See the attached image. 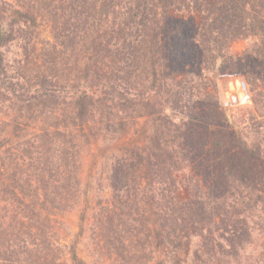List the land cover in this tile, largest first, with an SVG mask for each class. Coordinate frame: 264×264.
<instances>
[{
  "label": "trees",
  "instance_id": "trees-1",
  "mask_svg": "<svg viewBox=\"0 0 264 264\" xmlns=\"http://www.w3.org/2000/svg\"><path fill=\"white\" fill-rule=\"evenodd\" d=\"M219 75L253 109H223ZM141 120L92 213L93 264H264V0H0V264H88L56 220L85 152Z\"/></svg>",
  "mask_w": 264,
  "mask_h": 264
},
{
  "label": "rangeland",
  "instance_id": "rangeland-1",
  "mask_svg": "<svg viewBox=\"0 0 264 264\" xmlns=\"http://www.w3.org/2000/svg\"><path fill=\"white\" fill-rule=\"evenodd\" d=\"M42 33L45 37H50V28L43 24ZM246 45V41H239L234 44L233 50L241 53ZM18 53V47L12 45L8 51L12 58ZM219 85L220 104L229 114H239L246 109H253V101L246 84V90L243 88L245 82L242 76L219 75L217 77ZM246 83V82H245ZM249 95L247 100L243 98ZM244 100V101H243ZM133 128L123 140L116 143L110 139H100L94 142L83 157V172L81 177V200L76 208L56 220V228L61 242L68 244L71 241H78L79 255L86 260L88 264H93V246L90 240V224L92 213L97 205L98 200L109 197V167L113 153L117 152V147L124 142L142 140V124ZM85 215L83 222L84 228L81 231V216ZM112 264V263H110ZM152 264H155L153 262ZM167 264V263H165ZM183 264H193L191 258L184 261Z\"/></svg>",
  "mask_w": 264,
  "mask_h": 264
},
{
  "label": "built area",
  "instance_id": "built-area-1",
  "mask_svg": "<svg viewBox=\"0 0 264 264\" xmlns=\"http://www.w3.org/2000/svg\"><path fill=\"white\" fill-rule=\"evenodd\" d=\"M243 88L246 90V83L245 82H243ZM248 98H249V95L247 94V95H245V97L243 99L247 100Z\"/></svg>",
  "mask_w": 264,
  "mask_h": 264
}]
</instances>
